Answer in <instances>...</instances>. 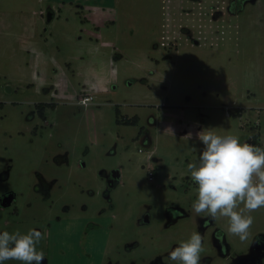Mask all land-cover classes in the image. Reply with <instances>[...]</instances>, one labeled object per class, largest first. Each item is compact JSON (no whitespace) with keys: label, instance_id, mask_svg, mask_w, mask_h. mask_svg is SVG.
<instances>
[{"label":"rangeland","instance_id":"1","mask_svg":"<svg viewBox=\"0 0 264 264\" xmlns=\"http://www.w3.org/2000/svg\"><path fill=\"white\" fill-rule=\"evenodd\" d=\"M207 128L264 147V0H0V230L42 231L44 264H70L53 253L66 214L78 220L69 253L95 251L82 264L101 250L103 264H163L193 232L201 264H236L264 233V207L245 213L244 242L228 218L192 212L188 165ZM99 213L116 214L115 231L89 239ZM218 229L230 258L211 246Z\"/></svg>","mask_w":264,"mask_h":264},{"label":"clouds","instance_id":"2","mask_svg":"<svg viewBox=\"0 0 264 264\" xmlns=\"http://www.w3.org/2000/svg\"><path fill=\"white\" fill-rule=\"evenodd\" d=\"M204 129L196 136L203 144L198 163H190L189 179L197 186L192 212L211 221L228 218L227 231L247 241L254 217L250 214L264 207V147L241 142L238 135H220ZM243 209H240V205ZM40 230L26 233L0 230V264L15 260L20 264H44L45 253L38 250L44 238ZM204 237L193 232L163 257V264H201Z\"/></svg>","mask_w":264,"mask_h":264},{"label":"flooded vegetation","instance_id":"3","mask_svg":"<svg viewBox=\"0 0 264 264\" xmlns=\"http://www.w3.org/2000/svg\"><path fill=\"white\" fill-rule=\"evenodd\" d=\"M242 1L245 3V5H247L248 3H252L256 0H242ZM230 11L237 12V10L236 11L230 10ZM44 108H45L44 103H40V105H39L40 116L42 118H44V120H47V117L45 116V113L43 111ZM150 143H151V141H150ZM152 160H153V156L151 159V163H152ZM154 176H155V172H154ZM154 176H153V180L150 179L151 181H154V178H155ZM112 190H113V187H111L109 192L106 193L108 200L109 199L112 200V198L110 196V193ZM90 195L94 197L96 194L91 191ZM14 199H15V196L13 194H10L7 197H5L4 200L2 201V204H1L2 208H5L6 206L12 205ZM110 206H111L110 208H112L113 210L115 209L114 204H110ZM88 208L89 207H87V206L85 207V209H88ZM67 210H65V211H67ZM16 214H19V209H16ZM108 216L109 215L106 216L104 213H99V215L94 214V215H92V217L88 218L89 224L86 226L84 232L87 233V235L89 236V239L92 237L94 240V237L103 231L107 232V233H105V235L106 234L109 235V233H112L113 231H115V224H116V220L118 219V217L116 216V214L111 213L110 214L111 220H108L107 219ZM105 217H107V218H105ZM57 220L59 222V225H61V228L58 230L56 228H54V231H52V232H54L53 236H55V233H58V236L56 235V237L54 239L55 249L53 250V253H57V255H59L61 258L64 259V261L65 260L69 261L70 264H77V262L82 264L83 261L86 262V261H89V259H91L93 261V259L95 257L93 253H95V251L90 250V251H85L84 253H78V252L74 251L73 253H69L71 251H69V249L67 247L69 245V243H67V242L70 241V238L76 239V238H73L75 236V234L72 235L71 237H68V236L64 235L63 232L66 229L65 227L69 226L71 228V226H73L75 221L78 222V220H76V217L74 218V217H72V215L67 216V214H66L65 216L60 215L57 218ZM79 221H80V219H79ZM146 221L150 222L149 217H146ZM55 225L56 224H54L52 222L48 223L47 228L49 230V233L51 232L50 228L55 227ZM213 238H214V241H212V243H211V246L213 247V249H217V251L222 254V258H224V257L230 258V253H233V251L231 250V245H229V243H228L227 231H225L224 229H218L214 232ZM48 242H47L48 244H51V241H48ZM252 243H253V245L249 251L239 252L240 254L236 258V264H264V233L258 234L254 238ZM47 252L51 253L52 250H47ZM101 252H103V253H100V254L96 253L97 254L96 260L100 261V263H98L96 261L97 264H103L104 263L103 258L106 259V257H108L107 254L104 255V253H105L104 250H101ZM215 253H217V252H215ZM69 254H71V255H69ZM59 256H58V258H60ZM59 261H61V260H59Z\"/></svg>","mask_w":264,"mask_h":264},{"label":"built area","instance_id":"4","mask_svg":"<svg viewBox=\"0 0 264 264\" xmlns=\"http://www.w3.org/2000/svg\"><path fill=\"white\" fill-rule=\"evenodd\" d=\"M92 101H93V96L92 95H83L81 97L79 103L82 104V105L88 106ZM148 159L150 161V163H149V176H150V179L153 180L154 171H153L152 166H151V159H152V155L151 154H149Z\"/></svg>","mask_w":264,"mask_h":264},{"label":"trees","instance_id":"5","mask_svg":"<svg viewBox=\"0 0 264 264\" xmlns=\"http://www.w3.org/2000/svg\"><path fill=\"white\" fill-rule=\"evenodd\" d=\"M139 121V119L136 117V118H134V119H127V123H136V122H138ZM259 137V134H257L256 135V139ZM257 140H254V142H256Z\"/></svg>","mask_w":264,"mask_h":264}]
</instances>
